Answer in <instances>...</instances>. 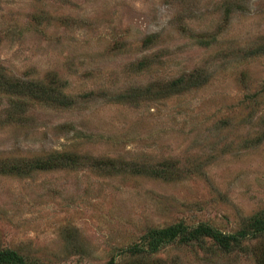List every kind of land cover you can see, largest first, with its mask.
<instances>
[{
    "label": "rangeland",
    "instance_id": "374dc122",
    "mask_svg": "<svg viewBox=\"0 0 264 264\" xmlns=\"http://www.w3.org/2000/svg\"><path fill=\"white\" fill-rule=\"evenodd\" d=\"M191 72L197 87L158 93ZM33 84L73 103L16 93ZM70 156L80 165L31 166ZM15 162L27 171L7 173ZM258 216L264 0H0V250L24 264H264V236L228 248L164 232L234 235Z\"/></svg>",
    "mask_w": 264,
    "mask_h": 264
},
{
    "label": "trees",
    "instance_id": "16d2710c",
    "mask_svg": "<svg viewBox=\"0 0 264 264\" xmlns=\"http://www.w3.org/2000/svg\"><path fill=\"white\" fill-rule=\"evenodd\" d=\"M141 65L144 67L143 63ZM202 78V75L197 74L195 72H191L188 75H183L174 81H172L169 84V87L165 90H161L158 93L161 94L162 98H168L172 95L180 94L184 88H194L197 87L202 83L199 82ZM205 81V80H203ZM16 88V86H15ZM11 89V87H10ZM54 88H51L49 86L45 85H38L33 84L31 87L27 86L25 89H23L20 92H16L20 95L23 94V96L19 97H25L26 101L30 100H38L41 102H49L58 104L60 106H71L73 103L72 99L70 100L66 96L61 97L60 95L53 96L51 93ZM13 93V92H11ZM59 93V92H58ZM60 94V93H59ZM25 113V110L21 112L23 115ZM81 158H78L77 156H70L68 160L64 158L63 160L58 159L55 160L54 158H47L43 160H38L36 162H32L33 164H29L32 166L33 170H55V169H64L69 168L73 166H78L79 161ZM111 160H108L107 166L113 167V163ZM20 162H15L13 165L9 166L7 169V173H14V174H20L21 172L27 171L25 167L19 166ZM130 168L133 170L132 172L137 173V169L134 166H130ZM138 168H140L138 166ZM141 169H138V173L144 174V172ZM150 173V172H147ZM145 173V174H147ZM152 175H157L156 177H161L158 171L152 172ZM165 234L167 236H170L173 240H176L179 238V240L183 242H189L192 238L198 237V235H204L209 236L213 239H215L217 242H219L220 245L231 248L234 245H239L242 242L248 240V239H255L261 236H264V219L261 216L254 217V219L251 220V223L249 224L248 229H246L244 232L237 233L234 235H227L214 227H212L209 224H200L197 227H190V226H180V227H170L166 229ZM134 249V248H133ZM24 264V258L19 255L17 252L12 250H0V264Z\"/></svg>",
    "mask_w": 264,
    "mask_h": 264
}]
</instances>
